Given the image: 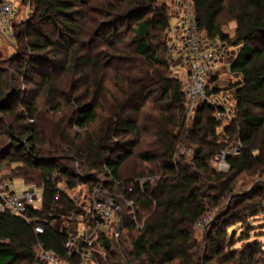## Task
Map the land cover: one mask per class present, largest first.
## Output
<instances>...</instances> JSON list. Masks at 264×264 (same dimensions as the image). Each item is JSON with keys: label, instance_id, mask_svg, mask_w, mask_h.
<instances>
[{"label": "trees", "instance_id": "1", "mask_svg": "<svg viewBox=\"0 0 264 264\" xmlns=\"http://www.w3.org/2000/svg\"><path fill=\"white\" fill-rule=\"evenodd\" d=\"M190 2L197 31L206 40L239 48L229 68L240 81L225 86L211 81L205 87L207 96L231 92L235 116L224 126L213 117L221 109L205 102L187 119L182 84L173 76L164 42L167 4L30 0L27 21L11 28L15 54L0 58V168L16 165L8 177L0 173V181L14 176L41 187V202L25 218L0 214V264H40L37 247L79 264V257L65 254L67 232H54L46 222L50 213L57 219L59 210L76 213L68 193L82 187L89 194L101 186L126 233L118 243L98 228L106 264H119L112 260L115 250L129 251L131 264L259 262L258 243L232 251L226 229L264 213V197L252 206L258 197L254 190L235 192L242 174L264 180V0ZM225 13L236 24L233 37L221 30ZM74 19L81 22L75 33ZM122 22L127 24L119 31ZM36 23L53 27L61 38L43 34ZM74 36L81 38L74 41ZM61 74H68L67 83ZM32 77L39 82L29 88ZM236 142L240 153L226 159V172H218L211 166L214 155ZM135 152L150 165L146 175L153 181L124 179L122 165ZM227 198L232 205L207 227L199 259L194 227ZM35 225L41 234H35Z\"/></svg>", "mask_w": 264, "mask_h": 264}, {"label": "built area", "instance_id": "2", "mask_svg": "<svg viewBox=\"0 0 264 264\" xmlns=\"http://www.w3.org/2000/svg\"><path fill=\"white\" fill-rule=\"evenodd\" d=\"M168 6L170 7V17L174 21L173 25H170L172 27V42L176 51L174 55L177 56L180 62L179 66L181 68L185 67L184 79L178 80L182 83V91L187 104L195 108L205 102L211 106L219 107L221 111L214 114V119L220 124L221 118H224L226 123L232 121L235 116L234 111H226L220 105L211 101L210 96L205 94V87L213 79H216L217 65L227 61L230 62L233 59L235 48L226 43L208 41L205 37L202 39V34L197 31L190 0H170ZM16 17L17 11L14 1L0 0V38H4L6 41L12 39L11 28L16 23ZM170 26L167 28L168 30H170ZM241 149L242 146L236 142L214 155L213 160L215 164H218V166L216 165L217 170L226 172L229 169L226 159L237 156ZM143 183L139 182V184ZM37 190L42 192L41 187L31 184L20 195H17L10 182L0 181V214L25 218L28 210H36L39 207L41 196ZM60 190L66 192L63 188ZM101 193L98 191L92 192V197L96 195L92 207L77 208L74 214L60 210L56 211L55 216H57V219L53 218V213L48 215V218L51 219L46 223L54 232H67V240L64 244L65 254L67 257H79V264H85L84 258H88L89 261L101 251L96 237V229L99 224L111 225L114 218H116L118 208L111 201L104 198V194ZM81 195L85 199L91 197L87 192ZM69 199L74 203L70 196ZM76 219L84 223L81 226V234L78 231L75 234L71 233L69 229L66 231L69 227L68 224ZM132 220L135 226L140 228L141 223H137L134 218ZM201 221L197 224L199 225ZM33 230L35 234H41L43 231L40 225H35ZM115 236H118L117 233H115ZM35 258L40 264H67L65 260L59 259L54 253L45 251L41 247L35 249Z\"/></svg>", "mask_w": 264, "mask_h": 264}, {"label": "rangeland", "instance_id": "3", "mask_svg": "<svg viewBox=\"0 0 264 264\" xmlns=\"http://www.w3.org/2000/svg\"><path fill=\"white\" fill-rule=\"evenodd\" d=\"M13 1H14L16 11H17V17L15 19L17 23H15V24H18L19 22L25 23L27 21V18L29 17L30 11H31V6H28V5H31L30 0H25V1L13 0ZM157 1L159 4H168L169 5L170 0H157ZM88 16L92 17L93 14H89ZM94 16H96V15H94ZM219 22L221 24V30L223 31V33L227 34L229 37H233L234 31L236 29V24L233 21L231 15L225 13L219 19ZM173 23H174V21H172V19L170 17V24L173 25ZM126 24H127V22L120 23L118 30L119 31L125 30L124 27ZM79 25H81V22L78 21V19H74V26H75L74 33L76 32V28H77L76 26H79ZM36 28H38V29L40 28V30L43 34H49L51 36H54L55 39L56 38L60 39L62 36V34L60 32L55 33L53 30V27H51L47 24L41 25L39 23H36ZM167 31H169V30L167 29L165 31V38H164L165 41L164 42L167 43L168 52L171 54V51H172L173 55H174L175 54L174 52H176V51L174 49V43L172 42L173 37H172V34L170 32L168 34ZM168 35L171 36L170 40H169ZM203 37L204 36L202 35V39H203ZM80 38L81 37H79V36H74V41L79 40ZM7 40L8 41H6L4 38H0V58L1 59L11 58L15 54L14 46L12 45L13 40L12 39L11 40L7 39ZM98 40L99 39L96 40V43L98 42ZM90 41H91V39H90ZM257 43H259V42H257ZM173 64H174V62H173ZM59 76L61 77L60 80L63 82V84L67 83L68 74H65V76H64V74H61ZM220 78H224V77H222V76L219 77L218 81L216 82L217 86H224L225 84H227L225 78L222 80ZM235 81L236 80H232L231 82L234 83ZM38 82H39V80L36 77H32V81H31L32 85H28L29 88H33L32 86ZM209 99L211 101H213L214 103L220 105L226 111L232 112L233 101L231 98V92L230 91H221L217 95H211ZM184 105H185L184 108L186 109L187 119L190 121L194 115V111L196 110L197 106L195 108L189 106L187 104L186 98H185V104ZM144 112H145V110L143 109V113ZM226 124L227 123L224 121V118H221V126H224ZM182 153L187 154V156L185 155V157H186L185 159H187V161L190 162L191 157L188 156V154H189L188 151H186L185 149H182ZM135 154H136V152L134 153V155H132V157H130L128 160H126L124 162V164L122 165L121 173H122L124 179H129V178L133 179L135 177L133 181H135V180H138L139 182L140 181L145 182L147 180L153 181V178H148L146 175V173H148L151 170L150 165L145 164V163H141L137 159ZM212 162L214 165L211 164V166L217 170L218 167H216V165L218 166V164L217 163L215 164L214 160H212ZM15 166H16L15 164H12L11 166H9L6 163H3L1 168H0V173L4 177H8L9 173H10L9 169L11 170V169L15 168ZM11 174L13 175V173H11ZM10 183H11L13 190L15 191V193L17 195H20L29 186V185H25L20 178H16L14 176H13V179L10 181ZM235 186H236L235 192H237V193H240V192L242 193L244 191L246 192L247 190H248V192H250V191L254 190L255 194H257L258 197L255 200L252 199L253 201L251 200L252 206L255 205L254 202H257V201H259V199L264 197V191L262 190V188L264 187V180L262 178L256 176V175L242 174L241 176L238 177ZM93 191L94 192H97V191L102 192L101 194H104V198L111 201L109 196H108V192L106 190H104L102 188V186L98 189H94ZM37 192L41 196V191L37 190ZM80 193L81 194L86 193V190L81 187L79 189H76L74 192L68 193V195L74 200L75 211H77V208L83 209V208H88L89 206L92 207V204L96 199V195L93 197L91 196L92 192H90L88 194L91 197H89L87 199L83 198ZM232 202H233V200H231V198H227L220 208L208 212L201 219L202 220L201 223L199 225L197 224L194 227L193 238H194L195 246L193 248V251L196 253L197 256H199V259L201 257V254L202 255L205 254V252H204L205 246L204 245H205V235H206L205 232L207 230V227L209 230V227L213 225V222H215V217L218 215V213H220L223 210H226V208L228 206L232 205ZM127 205H130V203L127 202ZM235 211L239 212V210H235ZM116 212H117L116 218H114L111 225L106 224V226L102 225L100 227H97L96 237L98 236V233H99L98 230L100 228H103L105 230V234L108 238L113 237V239L119 243V241H120L119 235L122 234V218H121L120 212L119 211H116ZM119 217L121 218L120 224H119ZM133 218L135 219V221L137 223L139 222V221H137L135 215H132V219ZM68 225H69V227L67 228L66 231H68V229H69V232H71V233L75 234L78 231L79 234H81V232H82L81 226L84 225V223H82L81 220L76 219V220L70 222ZM115 233H117V235H118L117 237L115 236ZM125 234L126 233H123L122 236H124ZM130 234H134V233L131 232ZM226 234L228 237V239H227L228 246L231 247L232 251L239 250L245 244H250L253 242L258 243V245L261 247V251H262L263 255L259 258V262L257 264H264V213H260L254 217L246 216L245 219L242 220L241 224L239 223V224L229 225L226 229ZM116 239H118V240H116ZM126 248L128 249V246H126ZM128 252L129 251H125V253H121L120 251L115 250V254L113 255L112 260L115 262H118L119 264H131L132 259L127 254ZM84 259H85V264H106L105 255L102 251H99L98 255L94 256L89 261H88V258H84Z\"/></svg>", "mask_w": 264, "mask_h": 264}, {"label": "crops", "instance_id": "4", "mask_svg": "<svg viewBox=\"0 0 264 264\" xmlns=\"http://www.w3.org/2000/svg\"><path fill=\"white\" fill-rule=\"evenodd\" d=\"M171 26H170L169 32L172 34V27ZM169 32H168V34H169ZM170 38H171V36H169V40H170ZM234 48H235L234 49V55H235V53L238 52L239 49L237 47H234ZM170 62H171V68H172L173 75L176 77V79L183 80L184 79V76H185V67L181 68L179 66V63L180 62H179L177 56L175 57V55H173V52L172 51H171V59H170ZM173 62H174V64H173ZM229 65H230V62L229 61H227L226 63H223V64L222 63H219L217 65V68H216V79L214 81L212 80L213 81L212 85L213 84H216V82L218 81L217 79H219V77H221V76L225 78L227 84H229L232 80H236L234 83H237V81H240L241 76L239 74H237V73L231 72L230 71V68H229ZM224 78H220V79L222 80ZM227 84H225V85H227Z\"/></svg>", "mask_w": 264, "mask_h": 264}, {"label": "water", "instance_id": "5", "mask_svg": "<svg viewBox=\"0 0 264 264\" xmlns=\"http://www.w3.org/2000/svg\"><path fill=\"white\" fill-rule=\"evenodd\" d=\"M121 223V218L119 217V224Z\"/></svg>", "mask_w": 264, "mask_h": 264}, {"label": "bare ground", "instance_id": "6", "mask_svg": "<svg viewBox=\"0 0 264 264\" xmlns=\"http://www.w3.org/2000/svg\"><path fill=\"white\" fill-rule=\"evenodd\" d=\"M17 23V22H16ZM220 110V109H219Z\"/></svg>", "mask_w": 264, "mask_h": 264}]
</instances>
